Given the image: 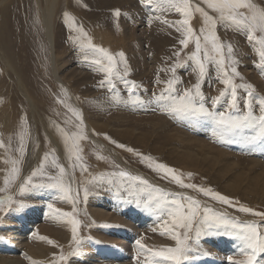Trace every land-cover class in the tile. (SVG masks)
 <instances>
[{
  "label": "rangeland",
  "instance_id": "374dc122",
  "mask_svg": "<svg viewBox=\"0 0 264 264\" xmlns=\"http://www.w3.org/2000/svg\"><path fill=\"white\" fill-rule=\"evenodd\" d=\"M13 1L14 0H6V3H4L9 4V11L7 13V10L2 11V15L4 13L3 19L7 21V24L4 23V25L1 26V45H4L7 48L9 55L11 56L10 58H12L11 62L15 63L16 68L27 80V86H24L27 87L28 92L33 95L32 97L36 102L43 105L41 106V108L39 107L38 110L40 112H44V115H49L48 119L53 127V129L50 128V131L53 130L56 137L60 138V144L57 147L52 144L53 141L50 138V135L49 137H47L49 133L45 129L44 124L39 122L36 131H31L32 128L30 123L28 122L27 126L24 127V129L22 126L21 132L23 133V136H28V138L30 139V143L32 144H28L26 146L24 154L23 156H21V153L19 151L20 145L22 143L21 136H18L19 138H17V140L14 142V139L9 136L10 131L4 129L3 125H1L0 123V143L3 144V146L0 147V188H5L4 179L6 176L10 175L8 169L10 166L9 163L10 161H12V159L15 160L16 154H18L17 156H19L18 160L20 161L22 168L26 165V163H31V161L32 163L29 164V166L35 163L33 161L35 160L33 157L42 156L40 162L37 163V165L34 166L30 171V176L33 171L39 168L45 154L47 153L49 155V159L48 161L44 162V174L33 177L32 183H52V181L49 180L48 177L59 175V170L55 168L51 163L52 160L55 159L57 163L64 166L66 170V175L63 179L65 185L70 186L71 188L70 194L73 193V189L76 188L77 190H81L83 192L81 199L85 200V189H87V197H93L91 198L92 202L94 203L92 204V206L108 213L110 215V223L107 225L98 224L100 223V220L95 221V218L92 216L91 212L88 211L91 210V208L87 207L85 203L77 202L83 209L82 211H74L72 215L73 218L79 221L78 228L80 229V233H77V239L80 241V244L77 245L72 240L69 244L64 245V243L58 236L57 238H54L53 236L48 235L46 236V247L51 249H46L42 253L38 252L36 256L37 259L35 261L33 260V257L35 256H31L32 251L29 249V247L40 242V231L44 228H48L52 233L57 232L60 234V232H63L60 229V224L56 222L55 218H53V216L48 217L50 216V208L48 207V205L51 204L54 208L60 203V201H62L60 207L64 210L70 209L64 206L65 204H67L68 200H63V198L60 199L59 194L58 196L52 195L51 197L50 193L56 191V189L54 188H40V190H46V194H44L42 191H38L36 193L35 190L39 188H34L32 187V185H22L20 189L19 186L18 189H13V186L9 184L6 191L0 192V199H4L7 196L12 197L11 204L5 203L3 207L0 208V262H4V264H33V261H35L36 264H154V260L151 257L150 252L147 251L149 253L148 255L146 253V250H142L139 245H136V242L137 240H139L143 244L144 241L147 242L148 239H152V243L148 244L147 249H151L153 251L159 250L162 247H174L175 241L172 238H169L165 231L164 233H162L163 235L161 233L156 234V228L164 222V218L168 216V211L171 210V208L167 205H165L164 207H158L156 201L159 200L163 195L168 201L179 198L181 200V203L186 204L187 201L182 199L183 197H181V194H187L188 192H192L193 195L187 194V197H192L199 202L201 216L204 214L203 209L209 208L214 213L225 214L226 219L229 221V223L214 224L211 228H209L206 224L202 225L200 226L201 231L199 235H197L196 232L197 225H194L193 229L188 232V245L190 247V251L187 254V259H185L182 264H204L206 261H210L209 263L212 264H233V262L245 260L246 257L241 253V249L244 248L245 245L236 251L233 248V246L235 247V245L230 244V246L232 247V252L220 251L218 247L212 244L211 237L219 236V233H222L228 239L234 240L236 238L235 240H240V236L243 232V225L251 222H255L260 225L259 230L261 234H264V217L239 211V207L244 206L251 208L254 212H264V181H260L257 186H248L247 179H243L236 186V189H230V191L227 190L223 186V181L216 178L218 168L223 162L227 161L225 158H223L218 165L210 166L208 168V177L216 179L217 182H213L211 180L207 181V179H203L201 172L197 175L190 176L189 173L195 174V172L193 173V171H187L184 173H177L181 176V179L185 184H194L200 188H210L213 192H218L224 196L229 197L232 203L224 204L213 199L211 196H205L203 193L197 191L196 189L181 187L163 171L155 170L156 163H161L167 166V159H164L163 162L155 160L153 158L155 157L153 151L155 148L163 146V144L159 142V140L167 139V137L173 134L172 130L176 129L178 130V132L180 131V133H183L193 139H195L196 136V138L198 139H201L203 141L207 139L210 143H213V141L210 140L211 138L205 137L206 129L203 130L202 127H195L189 124V119H193L195 120V122L210 119L211 121H209L211 126L217 127L212 118L204 114L192 115L184 113H173L170 111L171 105H173L174 102H178V98L183 95L185 89H192L193 93L195 94V88L193 86L198 82V80L200 84V92L203 94V99L198 96L195 97L194 103H196L197 107H200L201 105L204 106V109L207 108L206 112H230L231 114L235 113L238 116H242L249 110L247 105L251 103V110L253 112V115L259 116L261 114L260 100L264 98V93L261 92L260 87V83H263L262 86L264 87V68L263 71L258 72V75L260 74L258 77L259 86L253 85L250 82V79L244 73L242 74V72H244L245 70L242 69L244 62L248 64L250 63L249 65L253 66V68L256 67V64L259 65V55L257 52L259 45H257L254 41L248 40L245 30H237L236 27H228L227 24L229 22L220 23L218 20L216 27L218 28V30L215 31L218 34L219 41L225 46V67L227 68L229 75L232 76L233 83L236 85L251 84L253 85V89H255L253 91V95L251 96L255 99L251 101V97L248 96V89L243 87L237 88V97H240L238 98L237 105H240L239 107L243 105L240 108V114H238L237 109L235 111H231L229 110L228 106H226V103L228 105V101L231 99L230 89H226V86L220 82L223 79V75L218 70V67L214 62H205L206 73L202 78L199 77V71L196 62L190 59L192 53L195 52L194 39H190L187 47H175V45L173 44L171 52L167 50L163 54L158 52L155 39L153 40L151 46L147 45L142 47L141 49H138L137 43L133 39V36L128 40H124L122 38L121 33L125 29L124 23L130 29H132V33L137 32L138 30L143 31L146 27V24L149 23V8L144 0H132L133 4L137 6H135L134 14L142 15L140 19L137 16V21L135 22L131 21L126 15H123L127 11H130L132 8L129 1L112 0L108 3V6H95V1L99 0H77V2H74V0H58L57 3L59 2V17L57 16L56 18V24L59 31V38H61V42L58 43V45H61L59 46V48L63 50V53L61 54L62 66L63 68H65L63 77L67 79V81L69 82V86L72 88V85H75L77 81V77L73 76V74H81L83 71H85V73H82L84 74V76L79 78L82 82L81 85L85 89L87 88L89 90L88 91L86 89V91L89 93V95L87 96L89 99L86 97L85 101L86 111L95 114L97 113V116L93 117L92 121L93 124H95L100 129H92L93 137L101 142L100 144L95 145L91 144L89 141V138L87 136V123L85 122L83 115V124L80 125V122L77 121V118L74 117L75 115H72L74 113L70 111L69 108L76 110L80 114L82 113L69 99L65 92L66 90L53 78L50 45L49 42H47L48 39L45 36L44 27H42L43 25L41 26L42 23H40L42 21L41 16H39L40 11L37 10V0L17 1L15 7L13 6ZM198 1L200 3L197 2L194 3V5L199 4L205 9V11H208L210 13L209 15H212V10L207 8V5L203 3V0ZM19 2H23L24 10L22 12L19 11ZM259 2L264 5V0H259ZM41 3L45 4V0H41ZM4 4H2L0 7H2ZM162 8L167 9V5L162 3ZM75 10H77L83 16L85 15L84 18L95 19L94 25L98 28V30L107 33L108 37L105 41L102 42V45L110 49L111 54L115 57V59L119 58L118 63L115 62V71L119 73V76L113 77L115 89L110 90V86L106 82V74L98 70L99 66H94L95 64L91 62L93 58V54L91 52L87 53L90 58L88 60H85V52L82 46L86 45L89 40L92 42V44L97 46L98 40L94 37V35H90L91 33L89 31L88 24H85V22L81 18L76 16ZM117 11H119V15H116ZM161 12L166 17V19L171 18L174 22L182 20L184 17L180 13H177L175 9L164 10ZM65 13L74 18L75 26L71 24L69 19L65 16ZM195 13L198 12L193 11L192 18L190 19V23L192 25L195 23ZM213 13L218 18V14L215 12ZM197 21L199 24L202 23L204 25V20L200 13H198L197 15ZM139 26L142 28L140 29ZM18 28L20 30H18ZM80 28L83 29V33H86V36L78 31V29ZM256 35L259 36L260 34L257 33ZM200 36L203 46V35ZM229 44L233 48L231 54L227 53L228 51H226L227 45ZM207 47L210 50L211 44L209 43ZM139 50L145 55V57L146 55L148 56V62H150L151 57H155L156 55H158L159 58L157 59L156 66L152 67L150 63L141 62L145 58L140 55ZM246 51H249V53ZM121 52L124 53L123 60H121L120 56L118 55ZM210 55H214V53H211L210 51ZM201 59L203 60V52H201ZM233 59L236 61L234 65L231 63ZM104 63L107 64V61L105 60ZM137 65L141 66V74H136L133 72L134 67ZM176 67L179 69V74L176 73ZM231 67H235L239 75H232ZM173 68H175L174 73L172 71ZM125 69H127V75H124ZM153 69L154 72L151 71ZM5 73L8 74L7 71H4L2 64L0 63V85L5 86L6 89H9L11 87V92L16 95H20L18 85L17 83L15 84L14 79L17 76L13 74V76L10 77ZM180 74L183 75V78L180 76ZM7 77L13 78L14 84L12 83L9 85ZM173 78H175L176 80H178L179 78L181 79H179V82L175 84L174 91H168L166 82ZM183 79L185 80L183 81ZM207 79L209 81L206 83L205 81H207ZM102 81H105L103 86L101 85ZM131 82H135L137 87L131 89L130 91ZM219 86H221V91H226V95L222 97L224 102L214 103L213 101L216 98ZM73 88L75 89L76 87ZM91 90L93 91L91 92ZM142 91L144 92V94L142 93ZM40 94L49 95L50 97H52L54 99L52 107H57V109L52 110V107L44 103V98L35 96ZM138 96L141 98H138ZM20 98H18V104L16 105H22L23 109L29 112L31 110L27 106V103L29 102L26 101L21 95ZM60 101H63L64 109L60 108L58 104ZM99 109L104 110V112H102V114L98 113L97 110ZM55 111L57 114H60L62 111H66V113H68L69 115H55ZM183 117L185 121L182 120ZM156 120L162 123L165 127L158 124ZM185 127H187L188 129ZM60 129H64V131L69 135L82 132L83 135L86 136V139L79 141V146L80 148H82V152L80 153V155L82 156L81 162L82 164L84 163L83 165L86 167L87 171H83L80 166H76V168L72 167V162H76L75 157H70L68 148L66 147L64 142V136L62 135L61 131H59ZM28 130H30L29 133ZM233 131L224 132L233 133ZM35 134L37 135V137ZM258 134L259 132L256 136L259 138L260 134ZM202 137H205V139H203ZM253 139L254 138H252V140ZM31 140H33V142H31ZM235 141H238V138L229 142L228 144L218 141H215L214 143L220 146L222 149L229 151V154L231 155L238 154V158L240 156V159L243 162H249L251 158H257L254 154L248 155L246 151L232 147L230 144H234ZM262 141H264V137ZM262 141L259 145L262 144ZM103 143L110 146V148L107 149L105 145H103ZM246 143L247 142H240L239 145L242 146ZM37 144L41 145L40 150H37ZM118 145H124L125 147L121 148ZM175 147L177 151H183L184 149L188 148L185 144L172 140V145L168 147L166 152ZM105 148L107 149V151ZM128 149H132L133 151H128ZM58 150L61 151L62 154H60ZM37 151H41L42 153H39ZM196 152L198 156L197 160L199 161L197 165L199 167H202L203 162L201 161V158L202 154L205 152V148H200ZM114 154L120 157V161ZM142 156H149L152 158V161H145L142 159ZM6 161H8L9 163H6ZM149 163L152 164L151 167L149 166ZM240 164V162L237 164H233L226 169L228 171H233L237 169ZM92 169L97 170L99 174L92 173ZM121 170L127 171L131 174L135 173V171L140 172V174H138L137 176L143 178L144 180H147L148 185L146 186L140 184L138 181L135 182L134 186H130V183L127 181L121 184L120 180H118L119 178L112 177L110 175L111 173L119 172ZM3 171L5 173L1 176ZM78 175L81 176V179H79V183H75V180L73 179H77ZM90 181H94V183L92 184V182ZM152 181L155 183L154 185H152ZM97 182L99 183V185ZM22 187H24L25 190L21 191ZM29 189H32L33 191ZM57 189L60 190L59 188ZM155 189H161L162 192L158 193L155 191ZM62 194L64 195L63 192ZM94 194H97L98 196ZM21 204L23 205V207H20ZM115 206H117V208ZM130 208L133 209L131 210ZM141 213H143L144 217H150L152 223H146L142 225V220L138 218ZM137 214L140 215L138 216ZM42 218L48 219L42 221ZM51 218H53V220ZM19 219H26V221L28 222L31 221V224L26 227H21L20 224H18L20 221ZM166 221L171 223V219L169 218V216L167 217ZM231 221H236L237 224L233 225ZM85 225L89 229L90 233H87L88 230L86 229ZM132 225H135L136 227ZM8 226H14L17 227V229H9ZM114 226H116V228ZM93 227L97 230V232H99V234H96L95 232L92 233L91 230ZM137 227L140 228L138 229ZM85 232L86 238L84 237ZM49 240L53 241V243H49ZM158 240H165V242L159 244L156 242ZM123 241L125 244L123 243ZM240 242L244 244L242 239L240 240ZM112 247L119 253L123 251V254L117 255L116 257H105L103 254L105 253L103 248L112 249ZM77 248L78 253L76 255H70L73 249ZM61 255L67 257V260L61 261ZM102 255L104 258L102 257ZM117 257L126 258L117 259ZM156 259L158 260L159 258ZM201 259L202 261H200ZM258 259L264 261V254H261ZM159 264H166V262L160 261Z\"/></svg>",
  "mask_w": 264,
  "mask_h": 264
},
{
  "label": "bare ground",
  "instance_id": "6f19581e",
  "mask_svg": "<svg viewBox=\"0 0 264 264\" xmlns=\"http://www.w3.org/2000/svg\"><path fill=\"white\" fill-rule=\"evenodd\" d=\"M8 1V0H7ZM17 1H22V0H14L13 1V6L15 7L17 4ZM32 1V0H30ZM58 0H45V4L41 3V0H37L38 2V8L37 10L40 11V15L41 16V21L40 23L42 27H44L45 30V36L47 37L50 45V50H51V68H52V74H53V78L54 80L61 85L66 91L67 96L69 97V99L74 103V105L80 110V112L83 115V118L85 119V122L87 123V130H88V138L91 144H100L101 142L99 140H96L93 135H92V129H96V130H100L95 124H93V117L97 116V113H91V112H87L86 111V107H85V101H86V97L89 95V93L86 91V89L81 85V79L79 77L84 76V74H82L83 72L85 73V71H83L81 74H73V76L77 77V81L75 83V85H72V88L69 86V82L67 81V79H65L63 77V73L65 68H63L62 66V61H61V54L63 53V50H61V48H59L58 43H60V39L59 38V31L57 28V24H56V18L58 16V12H59V6L57 3ZM112 1V0H99V1H95V6H108V3ZM116 1V0H115ZM119 1H129L132 8L130 11H127L126 13H124L123 15H126L127 17H129V19L131 21H137V16L140 19L142 15L140 14H134L135 12V6L133 4L132 0H119ZM132 1V2H131ZM253 2H255L256 5L260 6L261 8H264V5H262L259 0H252ZM74 2H77V0H74ZM86 2V1H85ZM200 3L198 0H193V4L194 3ZM6 3V0H0V6L2 4ZM71 3V2H70ZM67 4V3H65ZM72 4V3H71ZM76 4V3H75ZM18 7H19V11H23L24 7H23V2H19L18 3ZM137 7V6H136ZM67 8V7H66ZM148 16L150 18L149 23L146 24V27L144 28L143 31L138 30L137 32L132 33V29H130L125 23V29L122 31L121 36L124 40H128L130 37L133 36V39L135 40V42L137 43L138 49H141L144 46H151L153 43V40L155 39L156 43H157V50L159 53H165L167 50H169L171 52L172 49V45L174 44L175 47L177 46H181L183 47V45L180 44V40L184 39V31L183 29H181V31H177V28H180L181 25L176 24L174 21H172V19H166V17L163 15V13L159 10H155L154 6L152 5H148ZM0 30H1V26L4 25V23L7 24V21L4 20V13L2 15V11H6V13L9 11V4H4L2 7H0ZM16 9V8H15ZM133 9V11H132ZM38 12V11H37ZM10 13V12H9ZM16 13V12H15ZM76 16L81 18L85 24H88L89 26V31H90V35H94V37L98 40L97 42V46L98 47H102L106 50H108V52L111 54V51L109 48L105 47L104 45H102V42L105 41L108 37L107 33H105L104 31H100L98 30V28L94 25L95 23V19H89V18H84V16L79 13L77 10H75ZM38 14V13H36ZM210 14V13H209ZM19 15V14H18ZM196 15V19H195V23L192 25L189 22V26H191L194 29V34H201V28L203 27L202 23H198L197 21V15L198 13H195ZM7 16V15H6ZM21 16V15H20ZM24 16V15H23ZM35 16V15H34ZM75 16V17H76ZM212 16L216 17L212 11ZM19 17V16H18ZM59 17V16H58ZM16 18V16H15ZM20 18V17H19ZM91 18V17H90ZM136 18V19H135ZM185 17H183L184 19ZM7 19V18H6ZM35 19V18H34ZM182 19V20H183ZM16 20V19H15ZM40 20V19H39ZM174 20V19H173ZM178 20V19H177ZM182 20H178V21H182ZM6 21V22H5ZM19 21V20H18ZM30 21V20H28ZM164 21H168L169 23H164ZM38 22V21H37ZM20 23V22H19ZM34 23V21H33ZM127 23V22H126ZM140 23V22H139ZM218 23V22H217ZM59 24V23H58ZM141 24V23H140ZM9 25V24H8ZM21 26V25H20ZM140 27V26H139ZM142 27H140L141 29ZM18 30H20L18 28ZM33 30V29H32ZM215 30H218V28H216ZM4 32V30H3ZM19 32V31H18ZM11 36V35H10ZM93 37V39H94ZM20 38V37H19ZM26 41V40H25ZM78 41V40H77ZM76 41V42H77ZM85 41V40H84ZM190 41V40H189ZM46 43V42H45ZM155 43V44H156ZM2 41H1V34H0V63L2 64V67L4 69V71H7L8 76H13V74H15L17 77H15V84L17 83L19 91H20V95L29 103H27V106L31 109L29 112L24 110L22 105L21 106H17L16 104H18V98H20V95H16L13 92H11V87L9 89H6L5 86L0 85V123L1 125H3V128L10 131L9 136H11L14 139V142L17 140V138H19L18 136L23 137V144L24 147L26 148V146L28 144H32L30 143V139L28 138V136H23V133L21 132L22 126L23 129L24 127L27 126V123L29 122L31 125V131H36V128L38 126V123L41 122L42 124H44L45 129L48 131V136H51L50 138L52 139V144L55 145V147L59 146L60 144V138L56 137L55 133L52 131H50V128L53 129L51 122H49L48 119V114L44 115V112H40L38 109L39 107L41 108L40 103L36 102L34 100V98L32 97L33 95L31 93L28 92L27 89V80L23 77V75L19 72V70L16 68L15 63L11 62L12 58H10L11 56L9 55V52L7 50V48L4 45H1ZM62 44V43H61ZM96 44V43H95ZM42 45V44H41ZM48 45V44H47ZM39 46V45H38ZM45 46V45H44ZM43 49V47H42ZM251 49V48H250ZM254 50V48H253ZM140 51V50H139ZM227 51V50H226ZM257 51V50H256ZM19 52V50H18ZM85 52V51H84ZM249 53V51H246ZM258 52V51H257ZM228 53V52H227ZM251 54V53H250ZM249 54V55H250ZM257 54V53H256ZM255 54V55H256ZM35 55V54H34ZM140 55H142L145 59L141 62L144 63H150L152 67L156 66L157 63V59L159 58L158 55H156L155 57H151L150 58V62H148V56L145 55L140 51ZM254 55V54H253ZM89 57V56H88ZM259 57V56H258ZM90 58V57H89ZM248 58V56H247ZM254 58V57H253ZM256 58V57H255ZM50 59V58H49ZM82 59V58H81ZM80 59V60H81ZM251 59V58H250ZM258 60V59H257ZM119 58L115 59V62L118 63ZM85 62V60H84ZM43 63V62H42ZM44 64V63H43ZM250 64V63H249ZM248 63L244 62L242 69H245L244 72H242V74L244 73L249 79L250 82L253 85H258L259 86V80H258V72L263 71V68L258 66V64H256V67L253 68V66H250ZM41 65V64H40ZM96 66V65H94ZM255 66V65H254ZM150 68V67H149ZM81 69V68H80ZM74 70V69H73ZM141 70V66L137 65L134 67L133 72L136 74H141L140 72ZM150 70V69H147ZM178 68L176 67V73L179 74L178 72ZM181 70V69H180ZM183 70V69H182ZM212 70V69H211ZM154 72V69L151 70ZM73 73V72H72ZM147 73V72H146ZM144 74V73H143ZM264 74V73H263ZM180 76L183 78V75L180 74ZM7 77L8 81H9V85L10 84H14V80L13 78ZM173 77V76H172ZM262 77V76H261ZM187 78V77H186ZM181 79V78H179ZM178 79V80H179ZM188 79V78H187ZM185 79H183L184 81ZM205 80V79H204ZM209 80L207 79V81H205L206 83ZM46 82V80H45ZM53 82V81H52ZM204 82V81H203ZM213 82V81H212ZM221 82V81H220ZM205 83V84H206ZM217 83V82H216ZM41 84V83H40ZM221 84V83H220ZM263 84V83H262ZM262 84L260 83V87H261V92L264 93V87L262 86ZM26 85V86H24ZM54 85V84H53ZM81 85V86H80ZM218 85V84H217ZM38 86V85H37ZM46 86V85H45ZM44 86V87H45ZM56 87V86H55ZM73 87H76L75 89ZM36 89V88H35ZM40 89V88H39ZM92 89V88H91ZM206 89V86H205ZM88 90V89H87ZM97 90V89H96ZM148 90V89H147ZM255 90V89H254ZM89 91V90H88ZM93 90H91L92 92ZM141 91V90H140ZM90 92V94H91ZM147 92V91H146ZM221 86H219L218 88V92L216 97L220 96L221 93ZM140 93V92H139ZM142 93L144 94V92L142 91ZM163 93V92H162ZM259 93V92H258ZM257 93V94H258ZM95 94V93H94ZM203 95V94H202ZM38 97H42L44 98V103H46L48 106L52 107L53 105V98L50 97L49 95H35ZM106 96V95H105ZM114 96V95H113ZM144 96V95H143ZM244 96V95H243ZM258 96V95H256ZM90 97V96H89ZM98 97V96H97ZM142 97V95H141ZM138 96V98H141ZM145 97V96H144ZM88 98V97H87ZM110 98V97H109ZM112 98V97H111ZM150 98V97H149ZM211 98V97H210ZM227 98V97H226ZM240 98V97H238ZM242 98V96H241ZM21 99V98H20ZM89 99V98H88ZM113 99V98H112ZM244 99V98H243ZM247 99V98H246ZM255 98L251 97V101L254 100ZM195 100V99H194ZM213 100V99H212ZM228 100V99H227ZM24 101V100H23ZM143 101V100H142ZM148 101V99H147ZM146 101V102H147ZM150 101V100H149ZM238 101V100H237ZM257 101V100H256ZM255 101V102H256ZM65 102V101H64ZM203 102V101H202ZM224 102V100L221 98L219 103ZM126 103V102H125ZM61 109H64V105L63 103H58ZM124 104V103H123ZM244 104V103H243ZM258 104V103H257ZM24 105V104H23ZM149 105V104H148ZM194 105L197 107L196 103H194ZM205 105V104H203ZM245 105V104H244ZM226 106L227 103H226ZM240 106V105H239ZM237 105V112L238 114L239 111L241 110L240 108L243 106L241 105V107H239ZM204 107V106H203ZM225 107V105H224ZM57 107H52V110H56ZM207 109V108H206ZM205 109V111H206ZM222 109V108H221ZM41 110V109H40ZM214 110V109H213ZM246 110V109H245ZM98 113L104 112V110L99 109L97 110ZM229 111V110H228ZM70 112V111H69ZM109 112V111H108ZM210 112V111H209ZM55 115H63V116H67L69 115L68 113H66V111H62L60 114H57L56 111L54 112ZM74 115V114H72ZM234 117L238 116L237 114L233 113L232 114ZM201 116V115H200ZM76 118V116H74ZM195 117V116H194ZM198 117V116H197ZM186 118V117H185ZM203 118V117H202ZM200 119V118H199ZM198 119V120H199ZM23 120V121H22ZM182 120L185 121L184 117L182 118ZM201 120V119H200ZM210 120V119H209ZM209 120H205V121H200V122H195V120L193 119H189V124L193 125L195 127H202L203 130L206 129V134L205 137L207 138H211L210 140L213 141V143L211 144L207 139L205 141L196 138L195 139L188 137L187 135L180 133V131L178 132V130H172L173 134L169 137H167V139H163V140H159V142H161L163 144V146L155 148L153 153L154 156L153 157L155 160L163 162L164 159H167L166 164L168 167H171L173 169H175L176 173H184V172H189V171H193V173L195 172V174H191V175H197L198 173L201 172L202 174V178L203 179H207L211 180L213 182H217L216 179H212L210 177H208V168L210 166H216L218 165L223 158H225L227 161L223 162L220 167L217 170V174H216V178L218 180H222L223 181V186L230 191V189H236L237 185L243 180V179H247L248 181V186H257V184L260 181H264V141L263 137L261 138V136L258 138L256 135L259 132V128L256 126H249V127H241L239 129H243V130H239L236 129L235 131H233V133H228V132H224L222 129H220L218 126L217 127H213L210 124ZM75 121V120H74ZM78 121V120H77ZM187 121V120H186ZM156 122L160 125H163L162 123H160L158 120H156ZM58 125V124H57ZM55 126V124H54ZM164 126V125H163ZM168 126V125H167ZM42 127V126H41ZM165 127V126H164ZM2 128V127H1ZM30 128V127H29ZM187 128V127H185ZM188 129V128H187ZM27 130V129H26ZM246 130V131H245ZM4 131V130H3ZM7 131V132H8ZM44 131V129H43ZM60 131V130H59ZM6 132V131H5ZM30 132V130H28V133ZM39 132V131H38ZM34 133V132H33ZM32 133V134H33ZM58 133V132H57ZM38 134V133H37ZM250 134V135H248ZM4 135V134H3ZM31 135V134H30ZM36 135V134H35ZM40 135V134H39ZM60 135V133H59ZM259 135V134H258ZM7 137V136H6ZM37 137V135H36ZM199 137V136H198ZM205 137H202L203 139H205ZM252 140V138H254ZM33 138V137H31ZM200 138V137H199ZM238 138V141H235L234 144H230L232 147L234 148H238L239 150H244L246 151V153L248 155L254 154L257 158H251L249 162H243L240 159V156L238 158V154H229V151H226L224 149H222L220 146H218L217 144H215V141L218 142H224V143H229L233 140H236ZM10 139V138H8ZM12 139V140H13ZM35 139V137H34ZM39 139V138H38ZM262 139V140H261ZM40 140V139H39ZM172 140H175L176 142L179 143H183L186 145V147H188L187 149H184L183 151H177L176 147L173 149H170L168 152H166V150L168 149L169 146L172 145ZM248 140V141H247ZM262 141V144L259 145ZM31 142H33V140H31ZM35 142V141H34ZM240 142H247L245 145H239ZM37 143V142H36ZM35 144V143H34ZM41 144V143H40ZM36 145V147H38L37 150L41 149V145ZM103 145H105V147L107 149L110 148V146H108L107 144L103 143ZM34 146V145H33ZM13 147V146H12ZM21 147V145H20ZM30 147V146H28ZM43 148V147H42ZM105 148V149H106ZM200 148H205V152L202 154V158L201 161L203 162V166L199 167L197 165V163L199 162L198 156H197V150ZM29 149V148H27ZM31 149V148H30ZM104 149V148H103ZM106 149V151H107ZM33 151V150H32ZM42 151V150H41ZM40 151V152H41ZM14 152V151H13ZM39 152V151H37ZM39 152V153H40ZM58 152L60 154H62L61 151L58 150ZM104 152V150H103ZM42 153V152H41ZM32 154V153H31ZM44 154V153H43ZM18 154H16V158L15 160H18L17 156ZM28 155V154H27ZM26 155V156H27ZM30 155V153H29ZM34 155V154H33ZM117 159L120 161V157L116 154H114ZM40 156V155H38ZM31 157V156H30ZM33 157V156H32ZM36 157V156H35ZM33 157L35 160H33L35 163H33L32 165L29 166V164L32 163H26L25 166H23V168L21 167L20 162L16 165L19 168V175L17 176L16 179L12 180L10 185L13 186L14 188L19 189L22 185H24V180H27V178L29 177L30 171L32 170V168L34 166L37 165V163L40 162L41 157ZM115 158V157H114ZM14 160V159H12ZM29 160V159H28ZM245 160V159H244ZM24 162V161H23ZM26 162V161H25ZM30 162V161H29ZM241 163L240 166L233 170V171H228L226 168L232 166L233 164H237V163ZM82 163V162H81ZM9 172L11 173V168H12V164L9 163ZM84 164V163H83ZM79 166L76 162H72V167L76 168ZM101 165V164H100ZM20 166V167H19ZM99 167V166H98ZM124 167V166H123ZM69 168V167H68ZM23 169V170H22ZM68 170V169H67ZM73 171V169H72ZM87 171V170H86ZM242 173H241V172ZM5 172L3 171L1 176L4 174ZM71 173V172H70ZM87 173V172H85ZM92 173H96L99 174V172H97V170L92 169ZM9 174V173H8ZM138 174H140V172L135 171V173H132V175L137 176ZM69 175V174H67ZM92 175V174H91ZM186 175V173H185ZM145 176V175H143ZM88 177V174H87ZM71 178V176H70ZM79 179H81V176L78 175V178L73 179L75 180V183H79ZM1 180V177H0ZM119 180V179H118ZM106 181V180H105ZM16 182V183H15ZM92 182V181H90ZM103 182V180H102ZM94 183V181L92 182V184ZM98 183V182H97ZM155 183L152 181V185H154ZM99 185V183H98ZM104 185V184H103ZM95 186V185H94ZM97 186V185H96ZM222 186V188H223ZM70 187V186H69ZM113 187V186H111ZM103 188V187H102ZM120 188V187H119ZM50 189V188H48ZM56 191L51 192L50 196H58V194L60 195V199L63 198V200H68L67 204H65L64 206L66 208H70V209H63L61 208V204L62 201H60V203L54 207V209H60L61 212H69V213H74V211H82L83 208L80 207V205L78 203H85L87 207L91 208V210H88L91 212L92 216L95 218L96 220H100L98 224L101 225H107L109 224V214L99 210L98 208L92 206V204H94L92 202L93 198L91 196L87 197L85 200L81 199L83 192L81 190H77L76 188H72L73 189V193L70 194V196L72 195V200H69L67 196H65V194L63 195L62 192L60 190H58L57 188ZM71 189V188H70ZM96 189V188H95ZM31 191H33L32 189H29ZM89 190V187H88ZM99 190V189H98ZM97 190V191H98ZM40 192L42 191L44 194H46V190H43L40 188L36 189L35 192ZM101 191V190H100ZM104 191V190H103ZM120 191V190H119ZM18 192V191H17ZM14 193V192H13ZM96 193V192H95ZM107 194V193H106ZM124 194V193H123ZM187 194L189 195H193L192 192H188ZM187 194H181V197H187ZM97 195V194H94ZM195 195V194H194ZM98 196V195H97ZM179 196V195H177ZM196 196V195H195ZM56 198V197H55ZM58 199V198H57ZM123 199V198H122ZM177 199V198H176ZM179 199V198H178ZM110 200V199H109ZM74 201V203H73ZM116 201V200H115ZM78 202V203H77ZM95 202V201H94ZM109 202V201H108ZM114 202V200H113ZM184 202V201H183ZM58 203V202H57ZM112 203V202H111ZM109 204V203H108ZM114 204V203H113ZM107 205V203H106ZM111 205V204H110ZM115 205V204H114ZM63 206V207H64ZM97 206V205H96ZM45 207V206H43ZM114 207V206H113ZM117 208V206H115ZM108 208V207H106ZM72 209V211H71ZM87 209V208H86ZM131 209V208H130ZM133 209V208H132ZM131 209V210H132ZM20 210V208H19ZM143 211V210H142ZM49 212V211H48ZM117 212V211H116ZM129 213V212H128ZM50 216L48 217H52L55 218L56 222H58L60 224V229L63 231L62 233L60 232H54L52 233L50 229L48 228H44L40 231V242L32 245L29 247V249L32 251V255L31 256H35L33 257V260L36 261V256L38 254V252H44L46 249H51V248H47L46 247V239H41V237H46L48 235L53 236L54 238H57V236L61 239V241L64 243V245L69 244L72 241V224L70 223V220L73 218L72 217H64L63 219L58 218V214L54 213L52 209H50L49 212ZM145 214V213H144ZM166 214V213H165ZM114 215V214H113ZM117 215V214H116ZM136 215V214H135ZM138 215V214H137ZM140 215V214H139ZM138 215V216H139ZM146 215V214H145ZM201 215V214H200ZM128 216V215H127ZM133 216V215H132ZM150 216V215H149ZM152 216V214H151ZM34 217V216H33ZM114 217H118V216H114ZM168 216H166L164 218V221H166ZM53 218H51L53 220ZM92 218V217H91ZM113 218V217H112ZM134 218V217H133ZM142 220L141 224H146V223H152V221L150 220V217H144L143 213H141V215L138 217ZM170 218V217H169ZM28 219V218H27ZM43 219V218H42ZM20 220V219H19ZM30 220V219H29ZM94 220V219H93ZM118 220V219H117ZM120 220V219H119ZM159 221V220H158ZM119 222V221H118ZM140 222V221H139ZM17 223V222H16ZM97 223V222H96ZM21 227H26L28 225L31 224V221L28 222L25 220H20L19 223ZM139 224V223H138ZM152 225V224H151ZM150 225V226H151ZM157 225V224H156ZM18 226V225H17ZM122 226V225H121ZM135 226V225H132ZM155 226V225H153ZM152 226V227H153ZM158 226V225H157ZM30 227V226H29ZM86 227V225H85ZM116 228V226H114ZM136 227V226H135ZM9 229H17V227L14 226H8ZM132 228V227H131ZM138 228V227H137ZM135 228V229H137ZM140 228V227H139ZM138 228V229H139ZM150 228V227H149ZM164 228H165V224L164 222L162 224H160L157 228H156V234H162L164 233ZM59 229V230H60ZM86 229L88 230L87 233L89 232V229L86 227ZM85 230V229H84ZM134 230V229H132ZM92 233H96L99 234V232H97L96 229H94V227L92 228ZM113 231V230H112ZM122 231V230H121ZM124 231V230H123ZM115 232V231H114ZM118 232V231H117ZM137 232V231H136ZM37 233V232H36ZM77 233H80V229L77 228ZM126 233V231H125ZM130 233V232H129ZM56 234V235H55ZM124 234V233H123ZM134 234V233H133ZM138 234V233H137ZM167 236H169V238H171V236L166 233ZM36 235V234H35ZM34 235V236H35ZM38 235V234H37ZM113 235V234H112ZM115 235V234H114ZM131 235V234H129ZM163 235V234H162ZM71 236V237H70ZM86 236V232L84 234V237ZM134 236V235H133ZM132 236V237H133ZM37 237V238H39ZM129 237V236H126ZM78 238V235H77ZM86 238V237H85ZM135 238V237H134ZM211 241L212 244H214L216 247L219 248L220 251H225V252H232V247L230 246V244H234L235 247L233 246L234 250H239L242 246H244L243 243L240 242V240H231L225 237L224 234H220L219 236H213L211 237ZM238 239V238H237ZM125 240V238H124ZM168 240V239H167ZM24 241V240H23ZM30 242V241H29ZM155 242V241H154ZM157 243H164L165 240L163 241H156ZM168 242V241H167ZM205 242V241H204ZM23 243V242H22ZM124 243V241H123ZM133 243V242H132ZM152 243V239L151 240H147L143 242L144 245H146V247H148V244ZM20 244V243H19ZM125 244V243H124ZM205 244V243H204ZM116 245V244H115ZM122 245V243H121ZM138 245V244H136ZM114 246V245H113ZM132 247V246H131ZM138 247V246H137ZM231 247V249H230ZM79 248V247H78ZM109 248V247H108ZM118 248V247H117ZM130 248V247H128ZM214 248V247H212ZM28 250V249H27ZM29 250V251H30ZM99 250V249H98ZM105 251L104 256L105 257H116L117 255H121L123 254L122 252H117L115 249H104ZM126 250V248H125ZM131 250V249H130ZM127 252V251H126ZM205 252V251H204ZM235 252V251H234ZM142 253V252H141ZM146 253L149 255V253L146 251ZM145 254V252H144ZM151 254V253H150ZM219 254V253H218ZM101 255V254H100ZM217 255V254H216ZM209 256V255H208ZM215 256V255H214ZM103 257V255H102ZM148 257V256H147ZM104 258V257H103ZM126 257H117V259H125ZM218 258V257H217ZM205 259V258H204ZM209 259V258H208ZM131 260V259H130ZM127 261V260H126ZM196 261V260H195ZM202 261V259L200 260ZM114 262V261H113ZM128 262V261H127ZM132 262V261H131ZM210 261H206L204 264H212L209 263ZM116 263V261H115ZM130 263V262H129ZM0 264H4V262H0ZM127 264V263H126ZM141 264V263H140ZM189 264V263H188ZM192 264V263H191Z\"/></svg>",
  "mask_w": 264,
  "mask_h": 264
},
{
  "label": "snow or ice",
  "instance_id": "6c2138e0",
  "mask_svg": "<svg viewBox=\"0 0 264 264\" xmlns=\"http://www.w3.org/2000/svg\"><path fill=\"white\" fill-rule=\"evenodd\" d=\"M147 5L154 6L155 10L164 11V10H172L175 9L177 13H180L185 18L182 21L175 22L176 24L181 25L180 28H177V31H184V39L180 40V44L187 47L189 40H195V52L190 56L191 60L196 62L199 71V77H203L206 73L205 62H214L218 70L222 73L223 79L221 83L226 86V89H230L231 99L228 101V108L231 111H235L237 109V88L243 87L248 89V96L251 97L253 95V85H236L233 83L232 76L229 75L227 68L225 67V59H224V48L225 46L219 41V37L217 32L215 31L217 27V22L219 20L220 23L229 22L227 24L228 27H236L237 30H245L247 33V38L249 41H254L258 48L259 55V65L264 68V8L258 7L252 0H203V3L207 5L208 9H211L213 12L218 14L217 17H213L209 15L208 11H205L203 7L199 4H193V0H144ZM162 3L167 5V9L162 8ZM243 10V11H242ZM193 11L200 13L203 17L204 25L201 28V34L203 35V46L200 35L194 34V29L189 26L190 19L192 18ZM116 15H119V11L116 12ZM65 16L69 19L71 24L75 26L74 18L70 17L67 13ZM164 23H169L168 21H164ZM81 33H83V29H78ZM260 35L257 36L256 34ZM86 36V33H83ZM211 44V49L209 50L207 45ZM85 51V60H88V52L93 54V58L91 62L97 66H99L98 70L104 72L106 74V82L110 86L111 89H115V84L113 82L114 76H119V73L115 71L116 63L115 57L108 52V50L98 47L89 40L86 45L82 46ZM214 53V55H210ZM227 51L229 54L232 53L233 48L229 44L227 45ZM201 52H203V60L201 59ZM99 54V55H97ZM123 60L124 53L121 52L118 54ZM107 61V64L104 61ZM231 63L234 65L236 61L233 59ZM173 73L175 72V68L172 69ZM232 75H239L237 69L235 67H231ZM127 69H125L124 75H127ZM159 82V81H158ZM179 81L175 78L168 80L167 90L174 91L175 84ZM105 81L101 82V85ZM137 87L135 82H131V89ZM195 88V94L192 89H185L183 95L178 98V102H174L170 107V111L173 113H184V114H204L213 119L215 124L222 129L223 131H231L236 130L241 127H249L256 126L259 128L260 136L264 137V98L260 100V112L259 116H254L251 110V103H249L248 111L242 116L234 117L230 112H206L203 106L201 105L199 108L194 106V99L196 96L203 99L202 93L200 92V84L198 82L193 86ZM226 95V91H222L220 96L214 99V103H219L220 99ZM63 103V101H60ZM70 111L74 113L77 120L80 122V125L83 124L82 114L77 112L74 109L69 108ZM79 127V125H78ZM62 135L64 136V142L66 147L68 148L70 157L74 156L75 161L81 167L83 171H86V167L80 163L82 161V156L80 153L82 152V148L79 146V141L86 139V136L83 135L82 132L69 135L64 129H60ZM255 139V137H254ZM21 147L19 149L21 156H23L25 147L23 144V137H21ZM3 144L0 143V147ZM121 148H124V145H118ZM128 151H133L132 149H128ZM139 155V153H138ZM103 158V157H100ZM49 155L46 153L43 161L41 162L39 168L32 172V174L24 181V185H32L34 188H59L68 199H72L70 196V187L66 186L64 183V176L66 175V170L64 166L57 163L55 159L52 160V165L59 170L58 176H49L48 179L52 181V183L48 184H33L32 178L37 175L44 174V167L46 161H48ZM142 159L145 161H152V158L149 156H142ZM20 161L12 160L10 163L12 164L11 173L9 176H6L4 179L5 188H0V192L6 191L7 186L11 183L12 180L16 179L19 175V168L16 166ZM6 163H9L6 161ZM76 166V165H74ZM151 167L152 164L149 163ZM155 170L163 171L165 174L171 177L173 181H175L178 185L184 188L196 189L197 191L203 193L205 196H211L213 199L222 202L224 204H231L232 201L229 197L224 196L218 192H213L210 188H200L194 184H185L181 179V176L178 175L175 169L168 167L161 163L155 164ZM112 177L119 178L120 183L123 184L125 181L130 183V186H134L135 182H139L143 185H148V181L144 180L139 176L132 175L131 173L121 170L119 172H114L110 174ZM191 173H189V176ZM25 190L24 187L21 188V191ZM156 192H162L161 189H155ZM85 198H87V189H85ZM182 199L186 200L187 203H181L180 199H173L168 201L166 197L163 195L159 200L156 201L158 207H164L165 205L171 208L168 211V216L171 219V223L168 221H164L165 228L164 231L168 233L171 238L175 241L174 247H162L159 250L153 251L151 249H147L146 245L142 244L139 240H137V244L140 246L142 250H146L151 253V257L154 260V264H159L160 261L166 262V264H182V262L187 259V254L190 251V247L188 245V232L193 229L194 225H197L196 232L197 235L200 234L202 225H207L211 228L214 224H227L229 221L226 219L225 214H217L214 213L209 208L203 209V215H200V205L199 202L192 197H183ZM12 197L7 196L4 199H0V208L3 207L5 203L11 204ZM74 203V201H73ZM20 207H23L21 204ZM48 207L53 210L54 213L58 214V218L63 219L64 217H72V213L69 212H61L60 209H54L53 205L49 204ZM240 212L251 213L256 216L264 217V212H254L251 208L241 206L239 207ZM72 224V240L79 245L80 241L77 239V228L79 226V221L75 218L70 220ZM233 225L237 224L236 221H231ZM260 225L255 222L247 223L243 225V232L240 236V239L244 242L245 247L241 249V253L246 257L245 260L239 262H233V264H264V261L258 259L261 254H264V234L260 232ZM41 239H47L46 237H41ZM49 243H53V241L49 240ZM78 253V248L73 249L70 255H76ZM156 258H159L158 260ZM231 259V258H230ZM61 261L67 260V257L64 255L60 256ZM33 264H36L33 261Z\"/></svg>",
  "mask_w": 264,
  "mask_h": 264
}]
</instances>
